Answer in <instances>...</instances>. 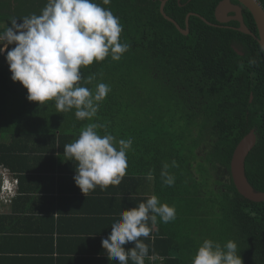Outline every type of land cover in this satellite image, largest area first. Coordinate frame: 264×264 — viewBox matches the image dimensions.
Returning a JSON list of instances; mask_svg holds the SVG:
<instances>
[{
	"label": "trees",
	"instance_id": "obj_1",
	"mask_svg": "<svg viewBox=\"0 0 264 264\" xmlns=\"http://www.w3.org/2000/svg\"><path fill=\"white\" fill-rule=\"evenodd\" d=\"M14 1L0 0V31L11 26L12 18L22 23L44 6L42 0ZM163 1L110 0L105 5L94 0L119 18V42L129 47L119 61L109 55L81 68L80 83L91 92L100 83L110 87L91 119H78L75 109L59 113L54 101L44 106L13 101L14 81L6 53L0 54V206L20 194L17 171H46L44 151L74 142L95 123L102 126L97 133L111 134L117 147L120 139L133 141L126 175L110 190L112 202L128 207L131 188L141 185L144 197L133 198L138 205L155 195L175 208V220L159 218L149 241L151 254L162 259L156 264H192L182 257L193 259L205 239L222 247L234 241L243 264H264V202L243 197L230 174L238 144L255 130L246 176L255 191L264 192V51L256 38L237 29L238 23L217 22L221 0H167L165 13L182 29L190 13L213 24L191 16L188 35L162 15ZM258 1L264 7V0ZM243 13L258 36L252 14L246 8ZM173 161L178 166L172 167ZM165 163L175 177L172 186L161 178ZM6 175L16 185L6 184Z\"/></svg>",
	"mask_w": 264,
	"mask_h": 264
},
{
	"label": "clouds",
	"instance_id": "obj_2",
	"mask_svg": "<svg viewBox=\"0 0 264 264\" xmlns=\"http://www.w3.org/2000/svg\"><path fill=\"white\" fill-rule=\"evenodd\" d=\"M109 3L110 0H103V4ZM21 20L18 23V19L12 18L11 26L8 24L0 31V54L6 53L11 79L27 89L30 102L44 106L47 101H54L59 113L75 109L80 120L94 117L110 87L100 83L91 92L80 83L84 79L81 68L103 61L109 55L113 61H119L128 50V44L119 42L123 31L119 18L94 0H47L39 15ZM9 45L15 47L9 50ZM89 82L90 79L84 80ZM99 127L102 126L88 124L78 139L64 147L68 161L76 164L75 184L86 196L97 187L104 191L122 182L128 167L126 153L133 143L131 139H120L117 147L111 134L97 133ZM171 166L178 165L173 161ZM169 167L167 163L163 165L161 178L165 185L172 186L175 177L169 173ZM148 179H152L151 171ZM5 182L11 187L16 185L7 175ZM157 217L168 223L175 220L176 211L167 203L161 204L155 195L137 207L124 210L111 226L109 236L102 240L107 258L117 264L151 262L155 257L149 255V245L141 238L150 237L149 221L155 225ZM129 242L135 246L126 250L124 245ZM192 264H243V261L237 255L234 241L229 240L222 247L205 239Z\"/></svg>",
	"mask_w": 264,
	"mask_h": 264
},
{
	"label": "crops",
	"instance_id": "obj_3",
	"mask_svg": "<svg viewBox=\"0 0 264 264\" xmlns=\"http://www.w3.org/2000/svg\"><path fill=\"white\" fill-rule=\"evenodd\" d=\"M62 143L55 152L44 151L41 165L46 171L16 172L20 194L14 202L0 206V264H117L107 258L102 240L124 210L138 206L133 198H143V188H131L134 194L127 198L131 200L128 207L112 202V185L104 191L97 187L86 196L74 181L75 161H68L64 154L70 143ZM149 227L150 237L141 238L148 245L157 229L151 221ZM134 246V242L124 245L126 250ZM151 251L155 258L146 264L161 263Z\"/></svg>",
	"mask_w": 264,
	"mask_h": 264
},
{
	"label": "water",
	"instance_id": "obj_4",
	"mask_svg": "<svg viewBox=\"0 0 264 264\" xmlns=\"http://www.w3.org/2000/svg\"><path fill=\"white\" fill-rule=\"evenodd\" d=\"M180 1V0H179ZM238 5H234L231 3V0H222L216 7L215 10V18L218 23H225L228 22L229 19H226L230 12L236 14L234 17H230V19L236 20L239 22V27L237 29L248 35H252L256 38L264 51V7L259 3L258 0H237ZM167 0H164L161 5V13L162 15L169 20L170 22L174 23L177 29L184 35L189 34V20L191 16H196L201 18L209 25H213L212 23L208 22L202 16L196 13H190L186 17V29H182L180 25L172 18L167 16L165 13V5ZM246 8L252 14L257 30L258 36L254 34L245 24L244 16H243V9ZM242 55L241 52H238ZM257 143V137L255 134V130H251V132L244 137L241 142L238 144L230 164V172L233 179V182L238 190V192L248 200L254 202H264V192H257L249 183L247 176H246V160L253 148Z\"/></svg>",
	"mask_w": 264,
	"mask_h": 264
},
{
	"label": "rangeland",
	"instance_id": "obj_5",
	"mask_svg": "<svg viewBox=\"0 0 264 264\" xmlns=\"http://www.w3.org/2000/svg\"><path fill=\"white\" fill-rule=\"evenodd\" d=\"M46 3H47V0H42L41 1V3L40 4H44V6L43 5H39L38 6V10H37V12H39V11H41L42 9H43V7H45L46 6ZM1 63H4V60H1L0 61V64ZM9 76H12V73L10 72V75ZM11 83V82H10ZM11 86V85H10ZM12 87V86H11ZM12 89H13V92H14V94H13V96H12V98H13V101H15L16 103H19V104H22L21 102H23L24 100H28L27 99V94H28V92H27V90H26V88H24L23 87V85L20 83V82H14V87H12ZM16 103H14V104H16ZM53 110V112H54V109H52ZM68 120V119H67ZM66 120V121H67ZM65 121V122H66ZM64 129H66V130H70V129H72L71 127H68V126H66Z\"/></svg>",
	"mask_w": 264,
	"mask_h": 264
},
{
	"label": "flooded vegetation",
	"instance_id": "obj_6",
	"mask_svg": "<svg viewBox=\"0 0 264 264\" xmlns=\"http://www.w3.org/2000/svg\"><path fill=\"white\" fill-rule=\"evenodd\" d=\"M221 1H222V0H221ZM221 1H220V2H221ZM12 3L15 4V1L12 0ZM231 3L234 4V5H238V4H239L237 0H231ZM244 9H245V8H244ZM244 9L242 10L243 12H244ZM234 16H236V14H233L232 12H230L229 15H228V17L226 18V19H229V21H228V22H225V23H220V24H229V23H231V22H234V23H238V24H239L238 21L233 20V19H230V17H234ZM243 16H244V13H243ZM239 25H240V24H239Z\"/></svg>",
	"mask_w": 264,
	"mask_h": 264
}]
</instances>
